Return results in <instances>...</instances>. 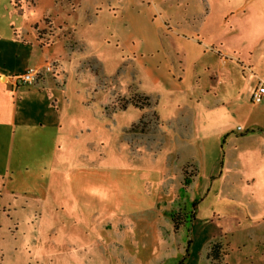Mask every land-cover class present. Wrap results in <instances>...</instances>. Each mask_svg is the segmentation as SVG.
<instances>
[{
	"label": "rangeland",
	"instance_id": "374dc122",
	"mask_svg": "<svg viewBox=\"0 0 264 264\" xmlns=\"http://www.w3.org/2000/svg\"><path fill=\"white\" fill-rule=\"evenodd\" d=\"M36 8L62 55L51 126L0 136V264H264V0Z\"/></svg>",
	"mask_w": 264,
	"mask_h": 264
},
{
	"label": "crops",
	"instance_id": "0c3cea01",
	"mask_svg": "<svg viewBox=\"0 0 264 264\" xmlns=\"http://www.w3.org/2000/svg\"><path fill=\"white\" fill-rule=\"evenodd\" d=\"M38 4L39 0H0V46H5L9 40L11 46H16V56L21 59L20 65L9 68L10 71L0 69V136L4 132L14 136L19 128L27 131L51 126L48 114L51 94L46 91L51 76L43 69L45 64L62 55L57 49L55 37L59 32L56 33L55 27L63 31V26H57L48 15L50 13L47 14L49 11L43 14L37 10ZM5 23L14 28L11 37L6 39L1 35ZM222 60L227 64V59ZM30 68L43 70L37 83L14 84L12 76Z\"/></svg>",
	"mask_w": 264,
	"mask_h": 264
},
{
	"label": "built area",
	"instance_id": "2783aa9c",
	"mask_svg": "<svg viewBox=\"0 0 264 264\" xmlns=\"http://www.w3.org/2000/svg\"><path fill=\"white\" fill-rule=\"evenodd\" d=\"M43 70H54L53 64H46L44 66ZM43 70H41L40 68H30L25 70L22 73L19 74H15L12 76V80L14 82V84L16 85H22V84H35L37 83V81L39 80V77L41 75V73L43 72ZM264 96V80L260 81L256 87L253 90V101L254 102H261ZM239 129H243L242 126H239Z\"/></svg>",
	"mask_w": 264,
	"mask_h": 264
},
{
	"label": "trees",
	"instance_id": "16d2710c",
	"mask_svg": "<svg viewBox=\"0 0 264 264\" xmlns=\"http://www.w3.org/2000/svg\"><path fill=\"white\" fill-rule=\"evenodd\" d=\"M216 245H214V248H212L210 251H209V257L212 258V259H219L220 256H221V253L219 251V245L217 247H215Z\"/></svg>",
	"mask_w": 264,
	"mask_h": 264
}]
</instances>
